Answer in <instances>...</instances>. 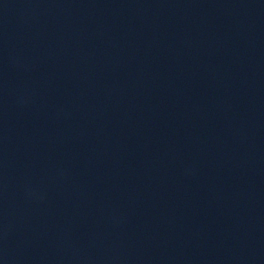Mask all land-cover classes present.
I'll use <instances>...</instances> for the list:
<instances>
[{
    "label": "water",
    "instance_id": "obj_1",
    "mask_svg": "<svg viewBox=\"0 0 264 264\" xmlns=\"http://www.w3.org/2000/svg\"><path fill=\"white\" fill-rule=\"evenodd\" d=\"M0 158L85 264H264V0H0Z\"/></svg>",
    "mask_w": 264,
    "mask_h": 264
}]
</instances>
